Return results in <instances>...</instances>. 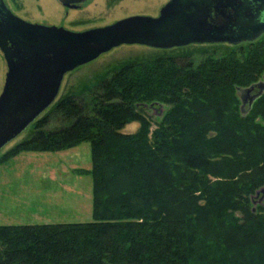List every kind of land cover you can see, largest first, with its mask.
<instances>
[{
	"label": "trees",
	"instance_id": "trees-1",
	"mask_svg": "<svg viewBox=\"0 0 264 264\" xmlns=\"http://www.w3.org/2000/svg\"><path fill=\"white\" fill-rule=\"evenodd\" d=\"M192 59L122 65L0 157L89 143L92 168L77 172L93 184V222L0 226V264H264V95L246 115L238 96L264 75V37Z\"/></svg>",
	"mask_w": 264,
	"mask_h": 264
},
{
	"label": "water",
	"instance_id": "water-1",
	"mask_svg": "<svg viewBox=\"0 0 264 264\" xmlns=\"http://www.w3.org/2000/svg\"><path fill=\"white\" fill-rule=\"evenodd\" d=\"M58 1L74 8L88 0ZM216 13L225 19L216 21ZM4 22L0 49L8 71L0 95V152L56 102L69 72L122 45L171 50L255 43L264 36V0H170L158 17L133 16L83 32L32 24L12 14ZM263 95L264 75L263 82L238 88L242 113ZM261 192L264 199V189L256 197Z\"/></svg>",
	"mask_w": 264,
	"mask_h": 264
},
{
	"label": "rangeland",
	"instance_id": "rangeland-1",
	"mask_svg": "<svg viewBox=\"0 0 264 264\" xmlns=\"http://www.w3.org/2000/svg\"><path fill=\"white\" fill-rule=\"evenodd\" d=\"M8 1L16 14L27 21L81 32L109 26L133 16L158 17L161 9L170 0H89L74 9L63 7L58 0ZM51 9L53 10L49 12ZM249 44L251 43L238 46L190 45L171 50L122 45L66 74L56 102L40 118L47 114L61 98L81 95L89 91L99 80L111 77L124 64L155 59L159 56L184 54H192L195 61L192 60L199 62L209 55L219 56L239 47L247 49ZM7 71L6 61L0 51V95L3 92ZM258 82H263V77ZM166 110L167 107L161 104L147 107L146 113L153 124L152 131ZM247 110L246 106L243 114H246ZM138 129L139 124L135 122L127 125L123 132L133 134ZM33 131V125H30L1 150L0 157L31 137ZM91 168L89 143L60 152L21 153L8 163L0 165V226L93 222L92 178L77 172L78 170L88 171ZM262 198L263 196L260 202L263 203Z\"/></svg>",
	"mask_w": 264,
	"mask_h": 264
},
{
	"label": "flooded vegetation",
	"instance_id": "flooded-vegetation-1",
	"mask_svg": "<svg viewBox=\"0 0 264 264\" xmlns=\"http://www.w3.org/2000/svg\"><path fill=\"white\" fill-rule=\"evenodd\" d=\"M85 3H82L80 5H77L74 8H77V7H79V6H81V5L85 4ZM63 7H65V6L63 5ZM65 8L74 9V8H69V7H65ZM52 10L53 9L49 10V12H51ZM10 14H12V15L18 17V18H21L24 21H27V20L23 19L22 17H20L19 15L16 14L14 8L10 5V2L8 0H0V29H1V25H4L5 24L4 21L6 19H8V15H10ZM214 18L216 19V21H219V22H221V21H223L225 19L224 16L221 15L220 13L214 14ZM27 22L32 23L30 21H27ZM32 24H38V23H32ZM39 25H44V24H39ZM46 26H48V25H46ZM92 29H94V28H92ZM88 30H90V29H88ZM84 31H86V30H84ZM81 32H83V31H81ZM8 47H11V44L10 43H8ZM0 51H1V49H0ZM1 53H2V51H1ZM3 57H4V55H3Z\"/></svg>",
	"mask_w": 264,
	"mask_h": 264
}]
</instances>
